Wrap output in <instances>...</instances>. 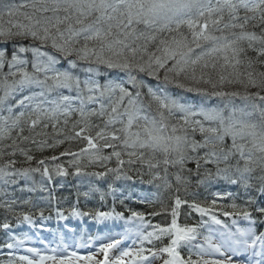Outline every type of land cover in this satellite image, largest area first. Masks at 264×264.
<instances>
[{"label": "snow or ice", "instance_id": "obj_1", "mask_svg": "<svg viewBox=\"0 0 264 264\" xmlns=\"http://www.w3.org/2000/svg\"><path fill=\"white\" fill-rule=\"evenodd\" d=\"M5 17L8 18L6 22ZM141 25L144 30L140 29ZM250 25L261 26V34L249 31ZM185 26L190 38L180 31ZM164 33L176 35L165 37ZM151 43H156L155 51H149ZM207 43L212 46L204 49ZM248 50L254 51L257 57L264 56V0H20L19 3L0 0V90L3 92L0 112L8 113L0 115V148L13 149L10 153L13 156L19 151L31 162L34 159L29 154L31 150L20 148L18 141L31 140L40 150L55 149L66 140L86 142L78 152L65 149L58 156L38 160L36 168L16 169V161L9 160L0 168V181L4 185H15L19 182L17 178L31 179L33 172L41 173L49 182L53 174L67 176L69 172L63 164H55L51 169L46 164L60 157H72L68 163L75 169V175H81L80 159L87 156L89 163H99L106 170L86 175L104 178L113 174L115 180L132 179L123 170L125 163L131 165L139 161L152 169L162 162L165 175L154 173L153 181L162 180L163 187L171 189L167 173L169 167H174L178 169L174 173L176 184L187 192L192 181L182 173L191 174L193 170L186 165L194 162L197 186L210 188L214 182L225 181L240 185L247 192L254 187L252 181L256 179L259 181L256 191L264 196V72L237 71L244 60H247V67L252 68ZM29 53L31 60L26 58ZM62 59L68 65L63 70L56 67ZM220 60L223 63H219ZM81 65H86L82 69L86 73L83 80L75 74ZM101 67L117 75L101 84L93 78L100 74ZM228 68L233 71L225 75ZM144 76L156 80V87L146 83ZM235 84L243 86V94L225 90L226 85ZM167 86L179 92L169 94ZM34 88L39 90L34 91ZM250 88L256 91H249ZM61 89L74 90L76 95L60 93L54 99L49 98ZM26 91L28 94H24ZM184 93L200 97V105L185 98ZM103 97L108 98L110 110L102 103L98 110L85 109L86 101L96 102ZM142 97L147 98L149 110L154 107V115L143 113ZM235 98L246 101L245 106H229ZM213 99L229 103L224 107L202 106ZM10 100L14 103H8ZM74 100L79 101L78 108L72 107ZM14 109L19 111L14 113ZM74 112L80 118L71 124V134H65L68 118ZM59 116L65 117L62 128L57 127ZM93 116L106 117L103 128L95 126L98 128L95 135L91 133L93 125L89 119ZM172 118H175L174 123ZM45 120L51 122L56 136L63 135L64 139L49 143L24 135L25 125L30 131L41 125L48 128ZM117 124L121 127L116 128ZM109 126H113L111 131ZM189 129L193 133L199 131L203 139L190 138ZM226 138L231 139L227 149L222 147ZM6 140L11 143L3 144ZM116 141L126 150L124 153L115 150ZM107 148L113 149L112 153L103 155L101 150ZM200 149L205 150L203 155L199 154ZM146 151L153 154L147 160ZM155 153H161L163 160L154 163ZM122 155H127L128 160L122 159ZM113 156L117 167L107 168L106 162ZM232 157H237L234 165L229 164ZM207 165L214 166L215 171L205 167ZM258 170L260 175L254 177ZM27 190L47 191L43 185L36 186L34 181ZM179 192L180 187H177L170 209L171 222L166 226L153 225L146 220L145 213L132 209H126L129 213L126 217L115 207L106 212H81L73 208V216H90L99 221L126 220L135 226L106 237L95 250L86 254L69 252L66 246L65 254H56L55 248L48 254L29 247L27 252L31 255L12 256L10 253V258L0 264H153L155 259L165 255L163 264H264V232L257 234V219L252 211L248 207L241 209L235 203H219L232 193L216 191L211 193L210 200H189L181 199ZM48 199L55 197L49 193ZM141 202L153 203L146 199ZM246 203L255 204V198L249 195ZM182 206L188 209L189 215L195 213L200 217L198 224L178 223ZM5 207L11 210V204ZM255 211L259 214V223L264 224V206L257 205ZM160 214L154 211L147 215ZM57 215L66 219L60 209ZM40 216H44L43 211ZM220 216L232 217L233 224L235 217H242L250 226L236 227L233 231ZM21 218L32 223L28 213H20L18 219ZM213 225L218 227L214 229ZM205 226L209 232L218 231L219 242H213L208 235L204 236L203 244H193L199 229ZM0 227L7 230L10 224L5 221ZM132 237H135L132 244L124 246ZM165 237L168 243L163 247L144 246L146 242L151 244ZM26 239L11 236V242L4 246L8 249L23 246ZM182 245H191L197 251L193 254L190 250L185 257L180 252ZM249 252L246 262L233 258ZM209 253L225 258H206Z\"/></svg>", "mask_w": 264, "mask_h": 264}, {"label": "trees", "instance_id": "obj_2", "mask_svg": "<svg viewBox=\"0 0 264 264\" xmlns=\"http://www.w3.org/2000/svg\"><path fill=\"white\" fill-rule=\"evenodd\" d=\"M7 17L4 18L5 22L7 21ZM256 23V22H253ZM141 30H144L143 25L139 26ZM249 31H255L257 34H261V26H257V27H252L251 25L249 26ZM181 33H183L184 35H189L190 38V34L188 32L187 27H182L181 28ZM217 35H219V33H216ZM170 35H176L175 33L173 34H168V33H164L162 34V36L165 37H169ZM26 43H31L30 41H26ZM211 43H207L205 44L203 47L204 49H207L209 47H211ZM245 47H247V45H244ZM155 47H156V43H151L148 45L149 51H155ZM256 47H259V45L257 44ZM199 51V50H197ZM247 57L251 58V60L253 61V66L252 68H248L247 66V60H244V63H242L240 66H238L237 71L241 72V73H245L247 71H253L254 73H262L264 72V56L261 57H257L256 53L254 51L248 50L247 52ZM244 59V57H242V60ZM219 63H223L222 60L219 61ZM248 68V69H247ZM29 71H31L30 69H28ZM209 72H211V69H208ZM220 69L219 67L217 68V72H219ZM233 70L231 68H228L225 72V75H227L228 73H231ZM4 72H7V70L4 69ZM143 75V74H141ZM161 77L163 76V71H161ZM213 75L215 76L216 73H213ZM243 78V77H242ZM144 79L146 81V83H148L149 80H154L153 78L144 76ZM169 88L172 90V86H169ZM225 90L228 91H239L243 94V92L245 91V89L243 88V86L239 85V84H235V85H226L225 86ZM2 91V90H0ZM249 91H256V89H249ZM234 103L237 104H241L243 105V103L246 104V101L240 99V98H235L234 99ZM78 108V107H76ZM98 110V109H97ZM79 114L78 113H73L68 119H69V125L67 126V128H65V134H71L70 129H71V124L78 120ZM65 119V117L63 116H59V120H60V124L57 126L58 128H62L63 126V120ZM90 122L93 125L92 129H91V133L92 135H95V132L98 130L97 127H95L96 125H99L100 128H103L104 125V118H101L99 116H93L90 117ZM45 123H49V127L48 128H43V126H38L36 129L30 131L28 129V127L25 125V131H24V135L28 136L31 135V137H33L35 140L37 141H41V140H47L49 143H52L54 141V139H64V136H56L55 132L53 131V128L51 127V122L45 120ZM171 122H175V118L171 119ZM116 126V125H115ZM113 126H109L108 130L111 129ZM111 131V130H109ZM37 133H47V135H37ZM188 134H191L188 131ZM195 138L197 141H200L203 139L202 135L199 134L198 132L193 133ZM13 136H16V133L13 132ZM190 138H193L192 136ZM3 144H10L11 141H4L2 142ZM101 144L103 143V141L100 142ZM19 147L20 148H24V149H30L31 151L29 152L30 155H37L39 159H43L47 156H52V155H59L60 152L64 151L65 149H70L73 152H78L80 148L84 147L86 142L81 140V139H75V140H66L64 144L58 146L55 149H50V148H44L43 150H40L36 144H33L31 142V140L29 141H18ZM13 151V149L11 148H0V152H3V155H0V168L4 167L5 164L9 161V160H15L16 164H15V168L16 169H21L25 167V164L27 163L25 156H23L19 151H16V154L13 156L10 153ZM102 154L103 155H109L110 152L109 151H103L102 150ZM191 154V153H190ZM195 155V154H192ZM69 158V161L72 159V157H66ZM157 160L162 161L163 160V156L161 153H158L156 156ZM157 160H153V162L155 163ZM89 162L87 156H82L80 159V165H84L85 163ZM112 162V159L106 162V166H108L110 163ZM135 164L140 165L139 162H136ZM145 164V163H144ZM97 166L102 167L99 163H96ZM148 166V164L146 163V167ZM161 168L164 170L165 165L161 162L160 163ZM187 168H191L193 170V172L190 174L188 172H184L182 173L184 176L189 177L191 179V184L188 186V191L185 192L184 187L177 185L176 181L174 179V173H176V171H178L177 168L174 167H169L168 168V173H167V179L168 181L172 184V188L171 189H165L163 187V184H159L161 185L160 188H156L157 191L160 192V196H159V200L157 202V207L153 205L150 213L152 212H161L160 215H156V216H152L149 215V217L151 219L155 218V222L157 223H166V225L170 224L171 222V215H170V209L172 207L171 203L173 202L172 200H174L175 195H177L176 193V188L180 187V192L178 193L181 197V199H188L189 196L192 195L193 192V188L195 187V181H194V177H195V163L194 162H189L186 165ZM68 169V171H71L73 169V167H71L69 165V167H66ZM202 172V170H200ZM3 184L2 181H0V187ZM22 185H16L13 186L12 191L15 194H20L22 191ZM22 194H24V192H22ZM47 195V191L44 192H40L37 191L36 194H33V198L37 201H41V200H45ZM159 203V204H158ZM135 207L136 205L133 204ZM31 205H26V206H19L17 203H15L14 205H11V210H9L7 207H0V225H2L5 221H7L10 224V228L9 229H3L2 227H0V249H3L6 243L11 242L10 237L11 236H18V229L17 224L18 222H25L23 221V219L21 218V221H15V220H19L18 216L20 213H28V211H20L23 208H30ZM162 209H167V211H162ZM187 212H183L180 214L179 218H178V223H180L181 225H194L195 224V220L193 217V214L189 215L188 214V209L186 210ZM15 218V220H14ZM164 240V239H163ZM163 240H159L157 242H162ZM10 258V256L7 255H1L0 256V261H6Z\"/></svg>", "mask_w": 264, "mask_h": 264}, {"label": "bare ground", "instance_id": "obj_3", "mask_svg": "<svg viewBox=\"0 0 264 264\" xmlns=\"http://www.w3.org/2000/svg\"><path fill=\"white\" fill-rule=\"evenodd\" d=\"M17 2V1H16ZM247 67V66H246ZM248 69V68H247ZM59 92H63V93H67V94H74L75 93V91L73 90V91H71V92H69L68 90H66V89H61V90H58ZM168 92H169V94H177V91L174 93V92H171V91H169V90H167ZM230 106H235V107H244L245 106V103H243V105H242V103L239 105V104H237V103H232ZM1 113V112H0ZM198 133H199V131H197ZM200 134V133H199ZM189 135V137H191L192 136V134H188ZM28 136H31V135H28ZM116 151H122V150H125L123 147H121L120 146V144L119 145H117V147H116V149H115ZM109 152H110V154L112 153V151H113V149H109L108 150ZM33 157H34V159H33V161H31V162H27L26 164H25V166L26 167H30V168H36V167H38V165H37V161L38 160H40L39 158H38V156L37 155H33ZM47 157H49V156H47ZM44 159V158H43ZM236 160H237V157H233V160H232V165H234L235 163H236ZM69 158H66V157H60V159L59 160H57V161H46V164L47 165H50V166H55V164H63L65 167H69ZM177 172V171H176ZM82 183H83V186H84V189H85V193H87V195L86 196H90V194H89V186L87 185V182L85 181V177H83V176H76ZM254 183L255 184H259V181L258 180H256V179H254ZM123 190H125V192L127 193V195H129L130 194V192L132 193V191H137V188L136 187H134V186H127V185H123L122 187H121ZM140 189H142L141 187H139ZM196 188H202V186H200V187H194L193 189H196ZM107 195H109V194H107ZM88 198V197H87ZM173 201V200H172ZM110 202V199L109 198H107L106 197V195L103 193V199H100V200H98V204L99 205H101V206H104V205H106V204H108ZM171 205H173V202L171 203ZM183 212H187L186 211V207H183L182 206V208H181V213H183Z\"/></svg>", "mask_w": 264, "mask_h": 264}]
</instances>
